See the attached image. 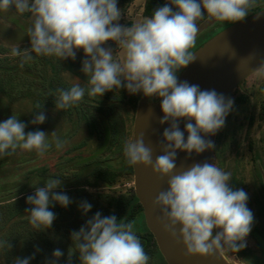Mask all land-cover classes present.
Listing matches in <instances>:
<instances>
[{"label":"clouds","instance_id":"1","mask_svg":"<svg viewBox=\"0 0 264 264\" xmlns=\"http://www.w3.org/2000/svg\"><path fill=\"white\" fill-rule=\"evenodd\" d=\"M255 6L256 0H168L143 22L124 27L116 23L122 15L117 0H0L2 11L14 8L20 14H30L31 26L26 33L30 48L11 49L12 56L22 57V67L33 60L31 53L61 61L75 60L77 50H83L81 71L88 78V87L76 83L57 89L56 110L78 106L86 92L89 97H101L122 87L130 94L160 98L163 117L159 122L170 123L158 144L162 154L153 161V150L145 145L143 133L125 142L123 152L129 165L150 167L158 180L168 178L167 190L157 195L152 207L160 212L156 223L175 243L183 245L185 257L239 252L246 247L253 214L246 206L247 193L233 190L231 173L215 164L196 163L173 174L178 150L187 153L188 159L192 153L198 155L215 147L201 133L215 135L222 129L234 103L215 90L178 82L177 73L195 59L189 49L196 42L197 21L236 23L245 20ZM107 41L116 43L122 58L114 59L113 50L103 46ZM247 59L254 60L255 54ZM256 72L264 75V61ZM181 119L189 121L185 124L186 141L179 128ZM45 120L41 111L31 123L43 124ZM25 127L15 114L0 122V156H10L17 149L35 150L43 156L52 146L48 133L26 134ZM51 136L55 147L62 149L64 143L55 131ZM61 183L58 178H49L27 197L33 206L28 216L33 231L47 230L53 224L56 217L49 210L50 204L66 208L71 203L67 195L54 191ZM79 207L86 214L92 206L82 202ZM214 229L218 230L215 235ZM71 239L74 246L68 250L69 264L77 251L80 264H148L150 260L134 231V222L118 221L114 215L102 218L97 212L79 231L71 233ZM0 247L11 249L8 241L0 242ZM62 255L61 250H54L55 259L46 264H56ZM31 259L34 256L16 257L13 264H29Z\"/></svg>","mask_w":264,"mask_h":264},{"label":"rangeland","instance_id":"2","mask_svg":"<svg viewBox=\"0 0 264 264\" xmlns=\"http://www.w3.org/2000/svg\"><path fill=\"white\" fill-rule=\"evenodd\" d=\"M145 2L146 0H132L130 6L122 13L121 18L116 23L124 27H131L133 24L143 22ZM262 7H264V4L256 5L250 10V13ZM233 24L215 22L196 38L195 45L189 51L193 54L210 38L221 32L223 28ZM30 26L29 13L20 14L14 8L7 12L0 10V82L3 79L1 74L7 71V68L2 67V65L8 64V62H10L9 65H13L15 71L20 67V71L16 72L23 73L26 65L21 66L22 57L11 55L10 60L3 59V57H5V54H11V49L14 46H19L21 50L30 48V38L26 35ZM103 46L113 50L114 59L122 58V50L117 49L114 41H107ZM31 55L35 59L38 58L35 53H31ZM50 58L53 59V62L47 67V78L50 82L55 83L56 57ZM75 59H85L82 49L77 50ZM183 69L177 73V76ZM25 75L27 78L30 77L27 74ZM61 76L69 84L79 83L82 87L84 85L80 78L68 71L62 72ZM30 78L35 83L36 79L32 76ZM33 89L31 96L20 98L16 102H10L7 97L0 93V122L15 114L26 125V134L34 131H44L49 134L47 139L52 146L43 156H39L35 150L25 151L20 149H17L10 156H0V202L15 195L35 190L36 187H43L49 178H58L62 181L60 187L54 190L55 192L72 190V182L82 176L83 157L90 152H94L98 146L96 141H92L85 151L79 148L84 138H86L84 127L77 122L67 120L60 110L47 108L42 111L46 116L45 122L38 125L32 124L31 120L37 114L33 108L34 93L36 91L34 85ZM126 92L130 94L127 90ZM134 95L141 98L142 93ZM231 99L234 101L233 108L226 117L224 127L216 135L217 150H215L213 164L226 172H230V187L233 190H244L250 198L251 191L258 187V184H256L257 171L259 170L264 174V110L262 109L264 107V75H258L257 72L252 74ZM159 100L158 97H152L149 100V105H155ZM53 131L64 143L62 149L55 147V142L51 136ZM113 164L119 166L120 160L115 161ZM85 170L89 171L90 169L86 168ZM131 187H134L133 182L119 186L115 190L122 192ZM249 205L248 199L246 206L249 207ZM17 209L18 204L0 205V242L8 241L11 245L9 251L6 247H0V264H13L16 257L24 259L30 256H34V259H31L29 264H46V262L55 259L52 253L56 249L61 250L63 253L56 260V264H69L68 250L70 247L64 239L57 235V232L62 229L60 227L61 220L53 222L47 230L33 231L31 226H25L23 221L19 222ZM22 216V218L28 217L29 211ZM216 231L218 230H213L214 235ZM245 243L252 253L250 261L253 262L255 258H261L264 241L256 235L253 228L246 237ZM221 254L228 264H248L233 252L224 251ZM76 261L73 254L70 264H75Z\"/></svg>","mask_w":264,"mask_h":264},{"label":"trees","instance_id":"3","mask_svg":"<svg viewBox=\"0 0 264 264\" xmlns=\"http://www.w3.org/2000/svg\"><path fill=\"white\" fill-rule=\"evenodd\" d=\"M132 0H117V7L124 13L130 6ZM168 0H146L144 4V17H151L154 10L164 6ZM203 21H197L200 25ZM3 59L10 60L11 54H5ZM83 60H72L71 58L61 60L56 57L55 76L56 82H50L47 78V67L53 59L50 57L38 56L32 61L25 63L23 73L20 67L14 70L13 65L3 64L7 68L1 74L0 93L7 97L10 102H16L20 98L31 96L33 85L35 86V99L33 108L35 113H39L47 108H55L56 90L59 88L68 89L72 86L61 76L62 72H70L83 82V87L87 89V77L81 71ZM32 76L36 79L35 84ZM34 90V89H33ZM140 98L134 94H127L125 88L113 89L104 93L101 97H89L87 92L78 106L66 110H60L61 114L69 121L77 122L84 127L86 138L79 146L84 151L89 147V143L96 141L98 146L94 152H90L83 157V172L79 179L72 182V190L62 191L70 199L68 207H62L58 203L51 204L49 210L55 214L53 222L61 220V231L57 235L64 239L69 247H73L71 233L79 231L97 212L101 217L115 216L117 220L124 222H134V231L140 237L146 254L150 257L148 264H167L158 250L154 236L148 230L143 208L139 203L134 187L125 191H116L119 186L133 182V166L127 163L123 152L125 142L132 140L133 122ZM41 108L38 109L37 106ZM264 110V107L262 108ZM120 160V165L113 163ZM94 165V166H92ZM89 168V171L85 169ZM76 173V172H75ZM260 176L261 172L258 170ZM260 188L264 189V184L259 177ZM60 191V193H62ZM35 190L15 195L10 199L0 202V205L18 204L17 213L19 222L30 225L28 217L22 218L30 212L33 207L27 203V197L34 195ZM82 202L91 204V209L86 214L82 212L79 205ZM259 214L262 221L259 226L253 221L252 228L256 235L264 241V204L259 206ZM236 256L243 258L248 264H264V249L262 248L261 258L251 260V251L245 247ZM77 260L75 264H80L79 252L74 253Z\"/></svg>","mask_w":264,"mask_h":264},{"label":"water","instance_id":"4","mask_svg":"<svg viewBox=\"0 0 264 264\" xmlns=\"http://www.w3.org/2000/svg\"><path fill=\"white\" fill-rule=\"evenodd\" d=\"M214 23L215 21H203L197 37ZM232 52L235 53L234 56L231 55ZM252 54H255V59L249 61L247 58ZM193 56L195 59L179 74L178 82L187 81L190 85L199 86L200 90H215L227 100L240 83L256 73V69L264 61V9L225 28L205 42L193 53ZM149 100V97L142 94L133 123L132 140L143 133L144 143L152 148V158L155 161V158L162 154L158 144L162 141L163 132L170 127V123L166 122L162 125L159 122L163 117L161 100L152 106L149 105ZM188 122L184 119L179 121V128L184 133L185 141L188 135L185 124ZM190 122L195 123L194 120ZM201 135L215 145L217 133L208 136L201 133ZM214 148L198 155L192 153L188 159H185L187 153L178 150L177 168L173 174L196 163L212 164ZM167 180V177L158 180L150 167L133 166L134 191L143 208L146 226L154 236L165 262L167 264H228L219 253L208 258L185 257L183 245L175 243L163 232L161 225L156 223V217L160 212L159 209L152 207V202L161 191L167 190Z\"/></svg>","mask_w":264,"mask_h":264},{"label":"flooded vegetation","instance_id":"5","mask_svg":"<svg viewBox=\"0 0 264 264\" xmlns=\"http://www.w3.org/2000/svg\"><path fill=\"white\" fill-rule=\"evenodd\" d=\"M262 4H264V0H256V5H262ZM263 9H264V7H262L261 9H259L257 11H254L253 13H250L248 16H251V15H253V14H255V13H257V12L263 10ZM224 29L225 28H223L222 30H224ZM244 82H245V80L238 85V87L232 92V94L230 95L229 98H231L235 94V92L239 89V87ZM216 139H217V136H216ZM216 142H217V140L215 141V148H214L213 160H214L215 150H217ZM212 164H213V162H212ZM259 177L261 178V182L264 184V174L261 173L260 176L257 174L256 175V178H257L256 179L257 180V183L256 184H258V187L255 190L251 191V196H250V198H248L250 205H249V207H247L252 212V214H253V221L258 226H259V224L262 221V217L259 214V211H260L259 206L264 204V189L263 188H260L261 184H260V181H259Z\"/></svg>","mask_w":264,"mask_h":264}]
</instances>
